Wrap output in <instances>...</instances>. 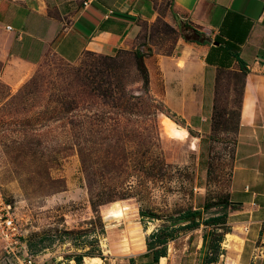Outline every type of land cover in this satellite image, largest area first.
Segmentation results:
<instances>
[{"label":"rangeland","instance_id":"1","mask_svg":"<svg viewBox=\"0 0 264 264\" xmlns=\"http://www.w3.org/2000/svg\"><path fill=\"white\" fill-rule=\"evenodd\" d=\"M156 3L136 48L72 63L48 52L13 80L0 62V197L19 235L10 245L0 234V264L23 253L35 264H143L153 251L156 264L264 263V163L258 186L237 171L233 190L241 76L219 72L211 129L197 139L144 81V59L169 53L181 29L168 0Z\"/></svg>","mask_w":264,"mask_h":264},{"label":"crops","instance_id":"2","mask_svg":"<svg viewBox=\"0 0 264 264\" xmlns=\"http://www.w3.org/2000/svg\"><path fill=\"white\" fill-rule=\"evenodd\" d=\"M83 1L0 0L1 74L13 80L48 52L72 63L84 52L114 55L136 48L141 24L159 16L156 0H88L85 6ZM168 9L166 18L181 29L169 53L144 59L150 90L160 92L171 113L193 124L199 139L211 129L217 75L240 74L233 190L241 192L237 171L251 172L258 186L264 163V0H168ZM193 29L206 42L184 40L182 34ZM14 64L21 70L9 75ZM208 91L210 124L203 130ZM260 194L255 190L246 203ZM258 257L264 262V251Z\"/></svg>","mask_w":264,"mask_h":264},{"label":"built area","instance_id":"3","mask_svg":"<svg viewBox=\"0 0 264 264\" xmlns=\"http://www.w3.org/2000/svg\"><path fill=\"white\" fill-rule=\"evenodd\" d=\"M88 0L83 1V5H87ZM7 29L10 26L6 27ZM9 205H6L2 198L0 197V234L4 235V237H8L10 245H16L19 235L17 232V227L14 223V218L9 211ZM18 237V238H17ZM20 264H35V261L32 259L30 255L27 253H23L21 259L17 260Z\"/></svg>","mask_w":264,"mask_h":264},{"label":"trees","instance_id":"4","mask_svg":"<svg viewBox=\"0 0 264 264\" xmlns=\"http://www.w3.org/2000/svg\"><path fill=\"white\" fill-rule=\"evenodd\" d=\"M188 33H190V35H188V36H186L185 35V33H183V38H184V40H187V41H193V42H196V43H202V42H206V39L203 37V36H201V34L197 31V30H191L190 32H188ZM84 53H89V52H84ZM134 54H135V57L137 58V59H139L141 56H140V54L137 52V51H135L134 52ZM140 62H141V60H140ZM142 67H143V69H144V73H145V77H144V81L145 82H148V78H147V76H148V74H147V70L145 69V67H144V65H143V63H142ZM190 214L193 216H197L198 214H199V212L198 211H191L190 212ZM191 222L193 223V224H196V221H195V219L192 217V220H191ZM161 254H159L157 251H153L152 252V257H151V259L150 260H148V261H146V262H144L143 264H156L157 263V261H158V257L160 256Z\"/></svg>","mask_w":264,"mask_h":264},{"label":"bare ground","instance_id":"5","mask_svg":"<svg viewBox=\"0 0 264 264\" xmlns=\"http://www.w3.org/2000/svg\"><path fill=\"white\" fill-rule=\"evenodd\" d=\"M179 127V126H178ZM179 132L180 133H184V135H187V131L184 129V128H182V127H180V130H179ZM116 206V205H115ZM111 211H114V210H111ZM117 211H121V207H119L118 209H117ZM126 231V230H125ZM126 233V232H125ZM127 235V234H126ZM129 236H130V238H131V240L132 241H136L137 242V240H139L140 241V239H141V237L140 236H138L137 234H135V233H129ZM129 239V238H128ZM125 241V240H124ZM129 242V241H128ZM131 242V241H130ZM133 243V242H132Z\"/></svg>","mask_w":264,"mask_h":264}]
</instances>
